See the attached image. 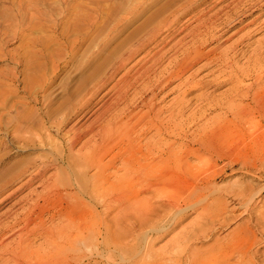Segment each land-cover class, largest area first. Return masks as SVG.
Returning a JSON list of instances; mask_svg holds the SVG:
<instances>
[{"label":"rangeland","instance_id":"rangeland-1","mask_svg":"<svg viewBox=\"0 0 264 264\" xmlns=\"http://www.w3.org/2000/svg\"><path fill=\"white\" fill-rule=\"evenodd\" d=\"M186 3L188 4L186 5ZM185 6L188 8H185ZM178 8H181L180 11ZM158 10L162 12L157 13V15L156 12ZM136 12L140 14L134 23L128 26L124 23L121 24L120 22L122 21L115 23L116 26L120 23V27L124 26L123 28L126 26V29L123 31L119 32L115 29L116 26H111L114 25L113 23H110V25L107 24L109 26H106L107 29L105 28L107 32L103 30L106 34L102 31L103 34L101 33L99 37L98 35L100 34L97 31L98 34L96 36L99 39L95 38L96 36H94V39H91L96 33L94 32L90 39H87L88 41L85 40L82 46L80 45L81 38L84 37L82 34L86 32L88 26H82L85 30H81L78 33L76 31L77 35L81 34L79 37H77L75 31L73 32L71 30L70 34L66 30V25L68 24L66 21L71 19L69 22H72L75 18L74 16L79 14L89 15L94 18V22H96L98 28L99 26L101 28L102 21L106 20L105 18L112 14L122 17ZM69 14H72L71 17ZM213 16V22L216 24V27L214 26V31L211 30L212 32L206 37L205 47L200 49L197 47L198 45L196 46L195 44L194 46L195 39L190 35L194 31V27L197 24L199 25L200 22H203L204 19H209V17ZM151 17H153V20H151L150 24L149 20ZM147 20L149 22L145 24ZM65 23L67 24L65 25ZM141 23H144L145 28L139 31V34H133V30L141 25ZM103 24L105 25L106 22ZM90 31L91 29L88 30V32ZM88 32H86V35H88ZM63 35L64 37H62ZM76 37L80 39V42H75V40L77 41ZM130 37L134 39H130ZM140 38L142 40L143 38H150V41L147 39L148 42L144 39V41L146 40V48L138 53L132 54V57L128 58L129 49L131 50L133 45L142 41ZM123 39H126V42L128 41L126 43L127 46L125 43L123 44L125 47L120 44ZM71 41H74L76 44ZM92 42L95 43L92 44ZM89 45L92 46L90 47ZM117 46L121 49L124 47L125 49L123 48L122 50L125 53L122 50H119L120 52L122 51L121 53L118 52L117 49L120 48H117ZM187 46L189 48L186 52H189V54L184 56L183 52L187 49ZM216 46L219 48V52L227 51L229 57L227 56L224 59L216 53L210 54L208 57L204 55V52L209 48H217ZM113 47L117 50V53H120V55L118 54L119 57ZM74 49L76 52L78 49L79 51L76 53ZM111 49L116 53H113L116 56L113 55L112 57L111 54V56L109 55ZM72 50L75 56H72ZM108 51L109 53H107ZM200 51H202L201 54H199ZM155 52L159 53L154 59L159 58L160 61L156 64L159 69L156 65V68L154 67L157 71L166 70L170 72L171 70V72L179 74L178 78L177 76L173 77L175 79L166 77L164 82L166 80V82H169L170 79L172 81H170L168 88L157 99V108L161 111L164 109L161 114V117L163 116V122L170 120L186 127V121L197 117L196 120L194 119L190 123L191 125H188L189 128H186L185 131L187 130L186 133L189 131L188 135H191V133L193 135L197 134L198 138L201 135L199 133H202L200 132L203 130L202 128L214 126L217 124L218 119L225 117V109L223 108L226 106L225 104L236 96V93H239L240 90L246 91L250 89L251 96L245 99L244 103H250L254 118L252 121L246 123L234 121V125H224V127L227 126L228 128L233 127L235 131H233V128H229L233 134L230 136L228 134L225 135L224 140L218 139V141H226V139L232 137L229 141L227 140L225 145L235 150H233V158L236 159L235 164H231L226 157L223 159L218 158L217 152L219 151H214V149L209 150L208 153L202 151L205 157L203 162L205 165H203L204 168L213 162L212 164H218L215 169L219 167V170H223L225 165L226 168L224 167V169L226 170H220L219 174L217 172L214 173L215 175L213 174L206 183L200 185L197 183L201 187V190H196V193H194L196 195H193L194 202H196L193 204V207L185 208L186 210L184 209V212L177 215L176 221L172 220L175 217L174 214L166 218L163 221V224H165L164 227L162 226L163 228L161 227L157 232H153L152 234L154 236L142 232V235L137 240L138 242L136 241L138 246L131 249L128 253L131 256L130 261L129 259L125 261L118 259L114 264H134L131 261H136L137 264H139V261H143L146 264H192L190 262L191 252L197 259V264H223L224 262L225 264H264V170H262V167H264V151L258 153V149L251 146L254 140L253 131L259 127L261 130H264V112L261 108L262 106L264 107V69L262 73H259V71H254L252 67L258 64L264 68V0H0V170L9 172L5 175L6 178H9L3 195L12 192L20 184L32 177L36 171L40 170L42 165L48 164L50 166L43 172L42 176L36 178L32 183L16 193L13 198L5 197L6 199L0 205V221H10V215L15 212L23 217L28 212L29 203L31 204V202L33 203L36 200V194L45 191L42 186L44 180L51 179L50 181H58L59 179H69V182L72 183L76 179L82 178L83 181L88 183L83 185L84 190H91L98 179L99 181L96 185H99V182L103 183L104 181H108V179L112 183H117V180L123 173V170L118 169L120 168L119 161L115 162L116 164L113 163V166L109 167L108 171L103 175H97L95 167L85 169L84 164L81 162L76 163L78 155L82 154L85 150L83 143L94 132L96 133L100 130V124L101 126L105 124L109 125L110 122L115 120L112 118L124 112V110L129 111V114L124 117L125 121L134 119L131 124V121L128 122L129 126L131 125L130 127L136 126L133 129L137 132L146 128V126L142 127L141 124L136 122L146 110L145 107H142L143 92L141 90L142 83L140 82L143 79L139 80L134 87L126 89L121 96L117 93L119 85L116 83L130 66L136 64L138 60H141L142 56L143 58L144 56L148 58ZM107 56L112 58L109 59ZM105 57L109 60L108 62L104 59ZM113 58L117 61H113ZM227 58L232 59L228 63V66L226 65L227 63H224ZM102 60H105V63H110L109 67L105 63L101 64L103 62ZM111 62H113L112 65H116L115 68H118L115 69L111 65ZM98 65L101 66L100 68L102 70H99L101 73L107 71L103 73L104 76L107 74L108 77L106 76V79L102 77L103 75L99 71L93 77L90 75L94 66L97 67ZM87 67L89 68L87 69ZM136 68L132 72H135ZM238 68L246 69V74L235 77L232 80L229 79V72L232 69ZM223 71H226L227 74H224ZM99 76L102 77L101 80ZM110 77H112V80L109 79ZM242 79L245 80L243 81ZM84 80L85 82L87 81L86 84ZM104 82L105 85H102ZM251 86L253 87L251 88ZM81 88H83V91ZM226 94L229 96V101ZM254 97L258 100L256 101L254 99L252 101L251 99ZM226 100L227 103L225 102ZM221 103H224V106ZM105 107H107L105 117L103 116L101 118L102 121L100 119L98 120L99 122H94L95 118L105 110ZM180 107L181 113L178 111ZM48 110H55L50 117L46 115ZM220 111L221 113H219ZM135 113L136 118L134 117ZM199 115L202 116L199 117ZM177 116L179 117L178 119ZM194 121L195 123L193 124ZM89 123H93V125L91 124V126ZM97 123L99 124L97 125ZM120 124L121 122L118 123V125ZM250 124L252 126H249ZM58 126L61 127L60 130H56ZM37 129H40L42 133L41 138L43 140L41 141L33 135ZM242 129H245V135L243 136H241L240 131ZM14 132L17 133L16 137L19 135L20 137H28V141L19 142ZM155 132V129L152 128V131L150 129L147 136L145 135L143 137V141L141 140V143H153L157 139L164 138V136H156ZM76 133H79L82 137L79 136L73 144L70 141L71 136ZM236 134L240 135L237 136ZM150 136L151 138L154 137L153 142L151 138L149 139ZM215 136L218 137L219 133L211 135V142L217 140ZM235 136L237 137L235 138ZM98 139H100V134L95 137V140L94 138L91 140V144L95 143ZM179 140L175 143V147L181 142ZM116 151L114 149L111 154ZM111 154L106 156L103 161L107 162ZM248 154L250 156H246ZM243 155L246 157L244 158ZM247 157L251 158L249 159ZM257 158L258 160H256ZM189 160L196 167L194 168L195 171L198 172L199 167L202 165L200 157L193 155ZM195 164L197 165L195 166ZM219 170L217 171L219 172ZM81 171L85 172L82 174ZM105 184L107 183L105 182ZM242 190L245 192L244 197L239 198L236 193ZM143 194L146 197L152 193ZM143 194L139 197H143ZM218 197L224 198V201L226 203L228 202L227 204L230 203L222 213V216L230 213L229 222L220 225L221 227L216 223L214 227L212 226L214 232L211 231V235L207 234L205 237L193 238L191 234L199 230L198 223L201 221V216L202 219L204 218L202 215V212L204 213V206L210 207L213 204L212 202ZM59 199L57 198L52 201V198H48L45 204L42 202L44 206L47 204V206L50 205L49 207L45 206L48 208V210L45 208L46 213H44V218H48L45 219L46 227L60 224L58 220L53 222L49 219L50 213L54 210H52V207H59V203H57ZM102 209V207L99 208L100 211ZM36 210L40 211L39 208ZM231 215H234V218ZM36 219L38 220L39 218L36 217ZM170 219L171 221L169 222ZM207 220L208 218L203 219V221ZM239 232H245V234L250 236L251 240L248 241L244 249L236 250L230 240H233V234L237 236ZM189 236L191 238L188 240L187 237ZM31 238L36 247L44 244L42 237L32 236ZM156 238L158 239L156 240ZM178 238L180 239L179 242ZM182 245L183 247H179ZM85 248L82 249V260H85L82 261V264L93 263L95 259L106 264L100 258L102 256L101 252L100 256L92 255L93 257L91 259L88 248ZM183 248L184 250H181ZM100 251L102 250L100 249ZM148 254L150 257H148ZM94 256L98 258H94Z\"/></svg>","mask_w":264,"mask_h":264},{"label":"bare ground","instance_id":"bare-ground-1","mask_svg":"<svg viewBox=\"0 0 264 264\" xmlns=\"http://www.w3.org/2000/svg\"><path fill=\"white\" fill-rule=\"evenodd\" d=\"M187 2L189 3V1H187ZM188 3H186V5ZM192 3H194V2L192 1ZM190 4H191V2H190ZM185 8H188V7L185 6ZM180 9H179V11H180ZM133 12H134V9H133ZM140 12H141V10H140ZM159 12L161 13L162 11L158 10V12H156V14ZM139 14H140L139 12H136L133 14L124 15L122 17L117 16V15L115 16V14H112L114 16L110 15V16L105 18L106 20L102 21L101 28H100V26L98 28V26L96 25V22H94V18L90 17L89 15L85 16V14L84 15L79 14V15L74 16L75 18L73 19L72 22H69L71 19L69 21H66L68 24L65 23V25L67 24L66 30L69 31L70 34H71V30L73 32L75 31V33H76V31L78 33L81 30H85L82 28V26H84V27L88 26L87 27L88 29L86 28V32H88V30L91 29V31L88 32V35H86L87 34L86 32L84 34H82V36H84V37L81 38L82 39L81 42H80V39L77 38L81 34L77 35V33H76L77 41L75 40V42L79 41L80 45L82 46V44L85 42V40L88 41L87 39H90V37L94 34V32H96V33H95V35L92 36L93 38H91V39H94V36H96L98 33L100 34V35H98L100 37L102 31L103 30L106 31L105 28H106V26L110 25V23H113L114 25H111V26L115 27L116 26L115 23L122 21V22H120L121 24L124 23L125 25L127 24V26H128L129 24L135 22L137 17H139L138 16ZM177 14H178V12H177ZM71 15L69 14L70 17H71ZM93 17H95V16H93ZM153 17L150 18V20H149L150 22L147 20V22L145 24H147L148 22L151 24V20H153L152 19ZM213 18H214V16L209 17V19L203 18L204 21L201 20L203 22H200L199 25L197 24L194 27V29H193L194 31L190 34L193 36V39H195V43L193 44L194 46L196 44V46L198 45L197 47L200 49L205 47V45H204V44H206L205 39H206V37L209 36L210 32L214 31L213 27L216 25L213 22V20H214ZM54 19H56V18H54ZM97 19H96V21H97ZM104 22H106L105 25L103 24ZM61 23H63V22H61ZM120 23L115 27V29H117L119 32L126 29V26H125V28H123L124 26L120 27L121 26ZM64 26H63V28H64ZM202 27H203V29H202ZM144 28H145L144 23H141V25H139L135 30H133L134 32H132V33L137 35V33L139 31L143 30ZM214 29H216V28H214ZM97 31H98V33H97ZM132 33H130L131 36H133ZM145 33H147V32H145ZM189 33H190V31H189ZM64 35L62 37H64ZM98 36H96L95 38H97ZM68 38H70V37H68ZM76 38H73V39H76ZM97 39H99V38H97ZM126 39H128V38H126ZM126 39H123V41L121 40L120 44L123 45L125 43V45L127 46L126 43L128 41L126 42ZM130 39H134V38L130 37ZM144 39H146V38H143V40L141 39L142 41H139L138 39H136L139 42L136 43L135 45H133V47L131 45V47H132L131 50L128 48L129 49L128 58L132 57V54L138 53L142 49L146 48V42L145 41L148 38L145 41H144ZM96 41H98V40H96ZM75 42L73 41L72 43H75ZM94 43L95 42H92V44H94ZM69 44H70V42H69ZM116 45H118V44H116ZM116 45H115V48H116ZM122 45H121V47H122ZM177 46H178V44H177ZM118 47L119 46H117V48ZM115 48H114V51L116 50ZM188 48L189 47L187 46V49L184 50V52H183L184 56H187L189 54V52H186L188 50ZM122 49L120 48L117 50H118V52H120L119 50H122ZM218 49H219L218 47L217 48L211 47L206 52H204V55L208 57V55L216 53V54H219V57L225 59L228 56V52L227 51H225V52L220 51L219 52ZM105 50H107V49H105ZM117 50L115 51L116 53H117ZM78 51H79V49H78ZM101 51H103V50H101ZM122 51L124 52V50H122ZM73 52L74 51L72 50L71 54H72V56L73 55L75 56V54ZM75 52H76V50H75ZM111 52L109 53V51H108L107 53H109V55L111 54L112 57H113V55L116 56L115 55L116 53L113 52L112 49H111ZM113 53H115V54H113ZM120 53H117V56H118V54L120 55ZM158 53L159 52L152 53L153 55L148 57V58H147V56H144V58L142 56L143 59L141 58V60L140 61L138 60V62L136 64H133L132 66H130L128 68V70L124 74L121 75V77L118 79V81L116 83L117 85H119V88L117 89V93L121 96L126 89L134 87L139 80L143 79V81L140 82V83H142L141 90L143 92L142 93L143 94L142 107L143 108L145 107L146 110L142 115H140V117L136 120V122L138 124H141L142 127L146 126V128L145 129L142 128L143 129L142 131L137 132L136 130L133 129L136 126L130 127L131 125L129 126L128 122L131 121L130 122V124H131L132 120H134V119L132 118V120H130V121L129 120L125 121L124 117L129 114V111L124 110V112H122L119 115L112 118L115 120H113V122H110L109 125L105 124V125L101 126V124H100V130L97 131L96 133L94 132V134L91 137H89V139L83 143V148L85 150L82 154L78 155V159H77L76 163L81 162L82 164H84L85 169L95 167L97 175H103L106 171H108L109 167L113 166V163L119 161L120 162V168H118V169L123 170V173H122V175L120 174L121 177L118 180L115 179V180H117V183H115V182L112 183L109 181L110 179L107 178L108 181H104L103 183L99 182V185L98 184L96 185V183L99 181V179H98V181L95 182V184L93 185V188L91 190H84L83 185L88 184V183L83 181L82 178L76 179L72 183L69 182L70 181L69 179H59L58 181H50L51 179L50 180L49 179L44 180L42 186H43V189L45 191L44 192L41 191V192L37 193L36 194L37 198L35 201H33L31 199L33 201V203L32 202H31V204L29 203V205H28L29 208L27 207L28 212L23 217H21V215H19L17 212H15L14 214L10 215V218H11L10 221H7V222L0 221V264H82V261H85V260H82L83 259L82 249L85 247L88 248V250L90 252V253L89 252L88 253H89V255L91 254V257H90L91 259L93 257L92 255H99L100 256V252H101L102 256H100V258H102V260L105 261L106 264H114V262L118 259L124 260V261L129 259V261H130L131 256L128 253L130 252L131 249H134V248H136V246H138V244H136V241L139 239L140 235H142L141 234L142 232H145L147 235L151 236V234L153 232H157L159 229H161L162 226L164 227L165 224H163V221L166 218H169L172 214L175 215V217L172 218V220L176 221L178 214L184 212L183 210L187 207H190V208H191V206L193 207V204L196 203V202H194V199H193L194 196L193 195H196V194H194V193H196V190H198V191L201 190V187L198 186V184L200 185L202 183H206V181L214 173H216V172L218 174L220 173L221 169L219 170L218 169L219 167L217 169H215L218 165L217 163L212 164L213 163L212 162V163H210L211 165L206 164L207 167L204 168L205 165L203 164V162H204L205 157L203 156L202 151H204L205 153L206 152L208 153L209 150L214 149V151H219V152H217L218 158L223 159L224 157H226L227 159H229V162L231 164H235L236 159L233 158V150L234 149L233 148L230 149L225 145L227 143V140L229 141L230 138H232V137H229V139H226V141H218V139L222 140L223 138H225V135L228 134L230 136L233 134L232 130L229 129V128H233V127L228 128L227 126L224 127V125H226V124H228V126L234 125V123H233L234 121H239V123L240 122L246 123V122L252 121V119L254 118V116L252 115L253 114L252 106L250 105V103H246V104L244 103V100L248 99L251 96L250 92H249L251 89L246 90V91L240 90L239 93H236V96L233 95L235 97H233V99L231 101H229V98H228L229 96L226 94L229 102L227 103V100L225 101L227 104H225L226 106L223 108V109H225V111H224L225 117H223L224 119L223 118L218 119L216 122L217 124H215L214 126H208V127L203 126L204 127V128H202L203 130L200 131L202 133H199L201 135L198 138H197V136H198L197 134L193 135L191 132H190L191 135H188L189 131L186 133L187 130L185 131V129L189 128L188 125L194 119L196 120L197 117H193L192 119H190V121H186V123H187L185 125L186 127L182 126L178 122H173L170 120L167 122L164 121L165 122L164 123L162 120L163 116L161 117L162 111L164 109L161 111L159 108H157V99L168 88L170 81H172L171 79L175 76H177V78H178V75H179V74H176L175 72H171V70L169 72L166 70L157 71L155 69L156 68L155 65L159 61V58L158 59H154V58ZM201 53H202V51L199 52V54H201ZM112 57H110V58H112ZM161 57H162V54H161ZM231 58H227L225 60L224 63L225 64L227 63L226 64L227 66H228V63L231 62V60H232ZM104 59H106V57ZM120 59H119V61H120ZM153 59H154V61H153ZM92 60H93V58H92ZM106 60H107L106 62L109 61L108 59H106ZM114 60H115V62L117 61L116 59L113 58V61ZM160 60H162V59H160ZM67 61H68V59H67ZM95 61H96V59H95ZM104 61L101 64L105 63ZM151 61H153V62L150 63ZM221 61L223 64V59ZM105 64H107L109 67L110 63H105ZM112 64H113V62H111V65ZM118 64H119V62H118ZM124 64H125V62H124ZM67 65H69V64L67 63ZM90 65H92V64H90ZM111 65H110V67L114 66V65H112V66ZM161 65H163V64L161 63ZM115 66H114V68H115ZM227 66H226V68H227ZM233 66H234V64H233ZM100 67L101 66H99V65L97 67L94 66L90 75L92 77L94 75H96L97 72L101 69ZM105 67H103V68H105ZM252 67H253L254 71H259V73L260 72L262 73L263 69H264L263 66H259L258 64L254 65ZM88 68L89 67H87V69ZM116 68H118V67H116ZM135 68H136L135 72H132ZM157 68H158V66H157ZM170 68H171V66H170ZM105 69H107V68H105ZM105 69H103V70H105ZM248 69H249V67H248ZM106 72H103V73H106ZM246 72H247V70L242 69V68L241 69H239V68L238 69H232L229 72L230 75L228 77H229V79L232 80L235 77L244 76L246 74ZM99 73H101V72L99 71ZM103 73H101V74L103 75ZM223 73L227 74L226 71H223ZM250 73H252V72H250ZM87 76H86V78H87ZM91 76H90V78H91ZM106 76H107V74H106ZM106 76L103 75L102 77L105 78ZM112 76H114V75H112ZM102 77H100V80ZM166 77L171 78L169 82H166L167 80L164 82ZM111 78L112 77H110L109 79H111ZM88 79H89V76H88ZM173 79H175V78H173ZM89 81H90V79H89ZM236 81H237V79H236ZM239 81H240V79H239ZM84 82H85V80H84ZM86 82H85V84H86ZM98 85H96V86H98ZM102 85H105V82ZM102 85H101V87H102ZM111 87H113V86H111ZM252 87L253 86H251V88ZM84 89L86 90V88H84ZM81 90L83 91V88H81ZM261 92H260V94H261ZM263 94H264V92H263ZM147 97H149V98H147ZM258 98H260V97H258ZM254 99H255V97L252 98L251 100L253 101ZM256 101H255V103H256ZM257 103H259V102H257ZM261 104H262V102H261ZM135 105H137V104H135ZM221 105L224 106V103H221ZM254 107L256 108V106H254ZM102 108H104V107H102ZM106 108L107 107H105V110L102 111L95 118L94 122L100 120L103 116L105 117V115L107 113ZM128 108H130V107H128ZM261 108L264 112V109H263L264 107L262 106ZM136 109H138V108H136ZM166 109H168V108H166ZM180 110H181V107L178 110L181 113ZM53 111H55V110H53ZM53 111L48 110L46 112L47 117H50L53 114ZM259 111H261V110H259ZM136 113L134 115L135 118L137 117ZM219 113H221V111ZM172 114H173V112H172ZM173 115H175V114H173ZM173 115H171V116H173ZM171 116H169V117H171ZM193 116H195V115H193ZM201 116L199 115V117H201ZM164 117H165V115H164ZM178 118L179 117L177 116V119ZM189 118H190V116H189ZM129 119H131V118L129 117ZM100 121H102V119ZM119 122H121L120 125H118ZM194 123H195V121L193 122V124ZM91 124L93 125V123H91ZM98 124L99 123H97V125ZM252 124H250L249 126H252ZM240 126H241V124H240ZM259 126H261V125H259ZM236 127H237V125H236ZM60 128L61 127L58 126V127H56V130H60ZM152 128L155 129L156 136H164V138L157 139V141L155 140L153 142L152 140L154 137L151 138V136H152L151 135L149 137V139L151 138V141L153 143L147 142L148 144H145V142H144L145 145L142 144L141 142L143 141L142 140L143 137L145 135L147 136L149 130L151 129V131H152ZM96 130H98V129H96ZM43 131H45V130L43 129ZM46 131L48 132V130H46ZM233 131H235L234 128H233ZM240 131H241V136L245 135L244 134L245 129H242ZM17 132L19 133V131H17ZM51 132L55 133L53 131H51ZM14 133H16V132H14ZM84 133H86V132H84ZM215 133H219V136L218 137L215 136L217 138V140L211 142L210 141L211 135H213ZM253 133H254L253 134L254 138L253 137L252 138L254 140L252 141L251 146L258 149V153L263 152L264 151V130H261L259 127V128H256L253 131ZM99 134H100V139L96 140L95 143L91 144V140L93 138L95 140V137ZM33 135H34V137H37L40 141L43 140L41 138L42 133H41L40 129H37L36 132L33 133ZM239 135H237V136H239ZM16 136H17V133L15 134V137ZM79 136H80L79 133L74 134L73 136H71L72 138L70 141L73 142V144H74L75 143L74 141ZM237 136H235V138ZM80 137H82V136H80ZM16 138L18 139L19 142L28 141V137L27 138L22 137V136L20 137V135H19ZM233 138H234V136H233ZM178 139H180L181 142L179 143V145L177 147H175V143H177ZM40 143H42V142H40ZM41 145H43V144H41ZM114 149H116L117 151L115 153L111 154ZM201 153H202V155H201ZM110 154H111V156L108 159V161L104 162L103 161L104 158ZM193 155L194 156L198 155L200 157V159L202 160V165L199 167L198 172L195 171L194 168H196V167H194V165L191 164L190 160H189V158L192 157ZM246 156H250V154H248ZM246 156L243 155L244 158ZM258 157H260V156H258ZM247 158H249V157H247ZM256 160H258V158ZM208 162H210V161H208ZM196 165L197 164H195V166ZM76 166H77V164H76ZM49 167L50 166L48 164L42 165L40 167V170L36 171L32 177H30L24 183L20 184L15 190L8 193L7 195H3L4 194L3 191L6 190L5 186L8 184V178H9V177L6 178L5 175H7L9 172L0 170V205L3 203L2 201H4L6 199L5 197L13 198L16 193H18L24 187H26L27 185L32 183L36 178L42 176L43 172L46 171ZM224 167H225V165H224ZM224 167H223V170H221V171L226 170V169H224ZM220 168H222V167H220ZM262 168H263L262 170H264V167H262ZM85 169H82V170H85ZM197 169H198V167H197ZM217 170H219V172ZM77 172H79V171H77ZM81 172L83 174V172H85V171H81ZM94 172H95V170H94ZM112 174H114V173H112ZM74 176H76V175H74ZM104 178H106V177H104ZM96 180H97V177H96ZM71 181H73V180H71ZM105 182L107 184H105ZM138 186H139V188H137ZM143 193H152V194L151 195L149 194L150 196L144 197L145 194H143ZM244 193H245L244 190H242L241 192L236 193V195L239 198H241L242 196L244 197ZM141 194H143L142 195L143 197H139ZM48 198H52V201L57 199V198H60L57 202V203H59V205H58L59 207L53 206L52 210L53 209L54 210L50 213V216L47 215V216H49V219L53 222L55 220H58V222L60 223L59 225H50L47 227L45 226V224H46L45 219L47 218V217L44 218V213H46L45 208L49 207L50 205L47 206L48 205L47 204V205H45L46 206L45 207L44 204ZM154 198H156V199H154ZM212 203L213 204L210 205V207L204 206V213L202 212V215L204 216L203 219L208 218V220L203 221L202 216H201V221H200V223H198L199 230L197 232L195 231V233L191 234L193 238L194 237L199 238L200 236L205 237L207 234H210L211 231H213L212 226L214 227L216 223H218V225L220 226V225H224L225 223L229 222V220H230L229 214L230 213L226 214V216H222V213H223V210H225L227 208V206H229L230 203L227 204L228 202L226 203V201H224V198H222V197L216 198V200ZM100 207L103 208L102 211L99 210ZM37 208H39L40 211H37L36 210ZM46 209L48 210V208H46ZM233 209H234V207H233ZM35 214H37V215L34 216ZM36 217L39 219L37 220ZM232 217L234 218V215ZM170 221H171V219L169 220V222ZM171 228H172V226H171ZM246 235L247 234H245V232H241V233L239 232L237 236H235L233 234V237H232L233 240H230V241H232L231 244L233 245V247L236 250L237 249H240V250L244 249L247 246L246 244H248V241L251 239H250L249 235H247V236ZM32 236L42 237L44 239V244L36 247L34 245L33 239L31 238ZM160 236H157V237H160ZM177 236H178V234H177ZM147 238H149V237H147ZM189 238H191V237L190 236L187 237L188 240H189ZM157 239L158 238H156V240ZM179 240L180 239L178 238V242H179ZM259 241H261V240H259ZM227 245H228V243H227ZM179 247H183V245L179 246ZM100 249L102 251H100ZM181 250H184V248ZM85 252H86V248H85ZM83 255L85 256V254H83ZM148 257H150V255ZM84 258H87V257H84ZM94 258H98V257L94 256ZM143 258H144V256H143ZM133 260H135V259H133ZM201 261H202V259H201ZM131 262L132 263L134 262V264H137L136 261H131ZM190 262L192 264H197V262H198L192 252L190 255ZM218 263H220V262L218 261ZM247 263H249V262H247ZM89 264H103V263H102V261H98L95 259L93 261V263L90 262ZM139 264H146V263H144L143 261H139ZM223 264H225V262ZM232 264H234V263H232Z\"/></svg>","mask_w":264,"mask_h":264}]
</instances>
